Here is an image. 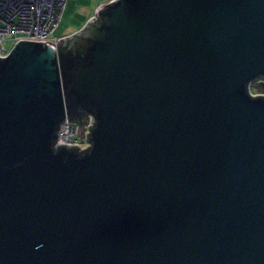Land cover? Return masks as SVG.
Listing matches in <instances>:
<instances>
[{
  "label": "water",
  "instance_id": "obj_1",
  "mask_svg": "<svg viewBox=\"0 0 264 264\" xmlns=\"http://www.w3.org/2000/svg\"><path fill=\"white\" fill-rule=\"evenodd\" d=\"M256 78L264 0H108L57 47L18 42L0 56V264H264ZM84 113L92 148L59 143Z\"/></svg>",
  "mask_w": 264,
  "mask_h": 264
},
{
  "label": "built area",
  "instance_id": "obj_2",
  "mask_svg": "<svg viewBox=\"0 0 264 264\" xmlns=\"http://www.w3.org/2000/svg\"><path fill=\"white\" fill-rule=\"evenodd\" d=\"M69 0H0V56L6 57L20 41L51 42L55 47L59 40L52 35L59 27ZM10 41L11 47L4 44ZM250 93L251 84L249 85ZM264 94V92L262 93ZM94 118L90 115L85 130L90 131ZM79 124L66 117L59 126L57 141L82 150L91 144L78 138Z\"/></svg>",
  "mask_w": 264,
  "mask_h": 264
},
{
  "label": "rangeland",
  "instance_id": "obj_3",
  "mask_svg": "<svg viewBox=\"0 0 264 264\" xmlns=\"http://www.w3.org/2000/svg\"><path fill=\"white\" fill-rule=\"evenodd\" d=\"M108 0H69L64 11L61 23L52 37L60 40L78 33L96 15L97 9ZM6 49L11 47V42L4 44ZM251 94H262L263 89L259 80L251 81ZM81 142V138H78ZM87 143V141H86Z\"/></svg>",
  "mask_w": 264,
  "mask_h": 264
},
{
  "label": "trees",
  "instance_id": "obj_4",
  "mask_svg": "<svg viewBox=\"0 0 264 264\" xmlns=\"http://www.w3.org/2000/svg\"><path fill=\"white\" fill-rule=\"evenodd\" d=\"M60 49H62L63 52L66 53V52L68 51L69 47H68V46H62V47H60ZM250 84H251V82L248 83V87H247L248 92L250 91V90H249V85H250ZM249 93H250V92H249ZM253 97H254V96H253ZM254 98H255V99H260V98H264V97L257 96V97H254ZM89 116H90V115H88L87 113H84V114L80 115L78 119H74V121L78 122L79 125L83 124V125L85 126V125L87 124V122H88V118H89ZM95 126H96V123H94V124L92 125V127H91L90 134H89V139H91V133H92L93 129L95 128ZM92 146H93V143H91V146H90V148H89L88 150H90V149L92 148ZM78 151H79V150H78ZM80 153H81V152H80Z\"/></svg>",
  "mask_w": 264,
  "mask_h": 264
},
{
  "label": "flooded vegetation",
  "instance_id": "obj_5",
  "mask_svg": "<svg viewBox=\"0 0 264 264\" xmlns=\"http://www.w3.org/2000/svg\"><path fill=\"white\" fill-rule=\"evenodd\" d=\"M255 80H261V78H256ZM76 122V121H75ZM78 123V122H77ZM89 134H90V131H86L84 132V134L82 135V137L80 138H83L85 141H88L89 144H91V142H89ZM91 146V145H90ZM89 146V148H90Z\"/></svg>",
  "mask_w": 264,
  "mask_h": 264
},
{
  "label": "crops",
  "instance_id": "obj_6",
  "mask_svg": "<svg viewBox=\"0 0 264 264\" xmlns=\"http://www.w3.org/2000/svg\"><path fill=\"white\" fill-rule=\"evenodd\" d=\"M84 28V27H83ZM83 28H81V30L83 29ZM76 34V33H75Z\"/></svg>",
  "mask_w": 264,
  "mask_h": 264
}]
</instances>
